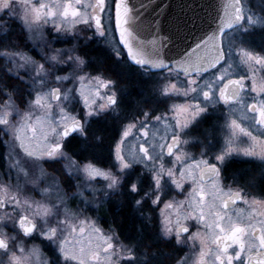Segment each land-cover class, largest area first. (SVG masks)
Masks as SVG:
<instances>
[{"label": "snow or ice", "instance_id": "obj_1", "mask_svg": "<svg viewBox=\"0 0 264 264\" xmlns=\"http://www.w3.org/2000/svg\"><path fill=\"white\" fill-rule=\"evenodd\" d=\"M196 7L204 4L0 0L4 264H164L165 246L197 241L194 264H264V213L232 214L238 201L264 207V48L248 39L264 33V0H225L211 22ZM30 42L39 60L25 51ZM98 45H107L106 58L93 55ZM214 113L223 123L190 144L191 128ZM215 132L227 141L219 151ZM195 145L198 158L185 151ZM234 153L258 160L259 178L225 185L222 169ZM77 196L83 207L72 210ZM113 202L131 211L127 244L119 225L105 231L84 215Z\"/></svg>", "mask_w": 264, "mask_h": 264}, {"label": "flooded vegetation", "instance_id": "obj_2", "mask_svg": "<svg viewBox=\"0 0 264 264\" xmlns=\"http://www.w3.org/2000/svg\"><path fill=\"white\" fill-rule=\"evenodd\" d=\"M39 0H32V3L38 4ZM49 26H45L43 29L44 35L48 38L51 37V34L49 33ZM81 27V26H77ZM19 31V27L16 29ZM111 39V36L109 37ZM37 44L40 43L39 40L36 41ZM66 45L63 44H56L54 47H65ZM32 49L29 51V49ZM25 51H28L29 55L34 56L37 60L40 59V57L36 54V50L32 48L31 42L29 43L28 48H25ZM93 55H98L101 57H107L108 56V49L107 45H98L94 49H92ZM2 63V62H0ZM131 78V77H130ZM145 90L148 89V85H145ZM132 95L139 98L140 95V89L139 88H132ZM181 100H178L177 103H181ZM19 104V101H17ZM131 103V101H129ZM157 110V114L159 112L165 111L163 107L155 106ZM217 114H212L210 117L206 118L203 122L200 124H197L193 126L190 130V133L186 139L190 141V144H195V139L199 137L200 139H203L206 135V130H211L213 125L216 124H222L223 121H217L216 120ZM256 134V133H254ZM243 139V138H241ZM261 139H264L262 137ZM213 148L212 151H219L221 148L226 146V137L225 134L222 132H215L213 137ZM239 147H247V143H239ZM237 145H233L235 148ZM200 147L199 145L195 146H185V151L193 155L194 157H199L200 153ZM103 153V157L106 158L108 155V144H105V146L100 150ZM2 156L3 154L0 153V166L2 162ZM169 158L166 157V163ZM101 167H105V165H100ZM170 166V165H169ZM179 167V165L177 166ZM259 171H260V164L259 161L251 158V157H245L243 155H237L233 154L229 162L226 164V166L222 169V181L225 185L230 187H237V186H244L245 182L253 177L256 176L259 178ZM98 181H101L102 178L97 177ZM96 187L100 188L102 187V183H97ZM190 188V182L185 183V194ZM70 191H76L75 188H72ZM85 196L89 198V200L92 199L90 192H85ZM185 195H178L176 196L177 200H184ZM259 198V197H258ZM77 203V204H76ZM75 203V200L72 199L70 201L71 209L76 210L78 205L79 207H83V205L80 203V200ZM115 202L111 204H105L103 205L99 210L95 209L92 206H89L84 210V215L91 217L92 219L96 220L100 227H102L105 231H107L111 227H116V225H119V227H116V231L118 233H121L120 239L124 243H129V240L126 239V237H130L133 235L132 231V214L130 209L127 207L121 208L119 211L115 208ZM243 212L244 215H251L254 220H260L261 216L260 213H264V207H261L259 205L251 206L246 205L241 201H238L236 206L233 208L232 214L235 216L237 214H240ZM127 216L128 220L125 221L124 217ZM189 225L193 224L194 221H189ZM191 231H195V228H190ZM29 246L31 247L32 243L27 242ZM36 244H40V241H35ZM43 248V245H41ZM45 252H47V249H44ZM199 252V242H196V247H190V246H182L177 248L175 251H173L171 245L165 246L163 249V255L161 256V260L164 261V264H175V260L177 259H184L185 264H194L196 260L197 253ZM0 264H4V258L0 257Z\"/></svg>", "mask_w": 264, "mask_h": 264}, {"label": "rangeland", "instance_id": "obj_3", "mask_svg": "<svg viewBox=\"0 0 264 264\" xmlns=\"http://www.w3.org/2000/svg\"><path fill=\"white\" fill-rule=\"evenodd\" d=\"M248 39L250 40L251 47L255 48L257 51H260L262 48H264V33H261V32H258L257 31L255 33H253ZM259 75H264V72L259 73ZM20 108L23 110V109L26 108V105H20ZM163 131H164V129H163V127H161L159 134H163ZM5 139H7L6 136H5ZM6 151H7L6 147L3 144H0V153L3 154ZM3 164H4V162L2 160L1 166ZM44 167L47 169V171L49 173H51L53 171V169L49 168L47 164H45ZM0 170H2V168H0ZM57 175H58V173H57ZM26 194L34 197L37 201H42L44 199L43 197L40 196V194L38 192L32 191L31 190V186H27V188H26ZM71 200L72 199H69V201H68V205H69L70 208H71V205H70V201ZM74 200H75V203L77 201H79L80 200L79 196H77L76 198H74ZM28 242L29 243H32L30 241H28ZM26 245L29 246L27 242H26Z\"/></svg>", "mask_w": 264, "mask_h": 264}, {"label": "water", "instance_id": "obj_4", "mask_svg": "<svg viewBox=\"0 0 264 264\" xmlns=\"http://www.w3.org/2000/svg\"><path fill=\"white\" fill-rule=\"evenodd\" d=\"M196 4H204V8L201 9L199 7H196L195 12L199 15L204 17L208 22L212 21V17L215 16L217 13L214 10V8L219 5L221 7V14H222V5L225 2V0H194ZM209 4H212L213 7H208ZM189 15H192L193 13L189 12Z\"/></svg>", "mask_w": 264, "mask_h": 264}]
</instances>
